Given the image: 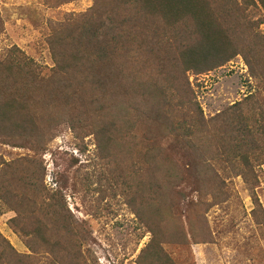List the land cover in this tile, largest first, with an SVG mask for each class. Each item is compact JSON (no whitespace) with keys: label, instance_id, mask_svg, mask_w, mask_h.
Wrapping results in <instances>:
<instances>
[{"label":"trees","instance_id":"1","mask_svg":"<svg viewBox=\"0 0 264 264\" xmlns=\"http://www.w3.org/2000/svg\"><path fill=\"white\" fill-rule=\"evenodd\" d=\"M45 1L57 7L74 0ZM92 2L51 26V68L15 47L0 57V145L28 153L0 155V207L14 212L9 223L31 252L18 255L0 234V264L92 260L89 232L65 203L67 175L56 176L62 189L44 182L43 156L64 127L78 139L92 136L104 180L150 234L137 264H173L164 246L208 243L198 207L225 203L237 178L252 195L258 187L264 0ZM237 57L256 90L205 118L190 76Z\"/></svg>","mask_w":264,"mask_h":264},{"label":"rangeland","instance_id":"2","mask_svg":"<svg viewBox=\"0 0 264 264\" xmlns=\"http://www.w3.org/2000/svg\"><path fill=\"white\" fill-rule=\"evenodd\" d=\"M92 3L74 0L55 7L45 0H0V57L15 47L38 66L51 68L47 44L51 26L84 13ZM259 16L262 17L260 13ZM260 30L264 35V22ZM189 81L205 118L240 101L257 87L240 57L205 75H191ZM27 154L25 150L0 145V155L5 160ZM73 163L76 165L72 167ZM103 163L92 136L78 139L64 127L43 156L45 186L52 191L62 189L63 181L59 182L56 176L67 175L65 203L89 232L85 247L91 254L89 264H137L150 234L123 197L104 180ZM79 175H84L82 184H75ZM232 188L234 194L225 203L208 209L207 204H202L197 209L206 219L208 243L181 248L164 246L173 264H264V169L254 195L245 189L240 178L233 180ZM14 216V212L0 207V234L18 255L29 256L25 241L9 223Z\"/></svg>","mask_w":264,"mask_h":264}]
</instances>
